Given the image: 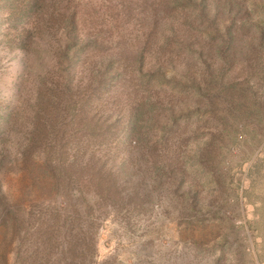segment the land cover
Masks as SVG:
<instances>
[{"label": "rangeland", "instance_id": "1", "mask_svg": "<svg viewBox=\"0 0 264 264\" xmlns=\"http://www.w3.org/2000/svg\"><path fill=\"white\" fill-rule=\"evenodd\" d=\"M7 2L0 264H264V0Z\"/></svg>", "mask_w": 264, "mask_h": 264}, {"label": "trees", "instance_id": "2", "mask_svg": "<svg viewBox=\"0 0 264 264\" xmlns=\"http://www.w3.org/2000/svg\"><path fill=\"white\" fill-rule=\"evenodd\" d=\"M41 0H8L7 6L12 13L15 22H20L34 15ZM22 47L25 45L21 42ZM131 118V123H132Z\"/></svg>", "mask_w": 264, "mask_h": 264}]
</instances>
